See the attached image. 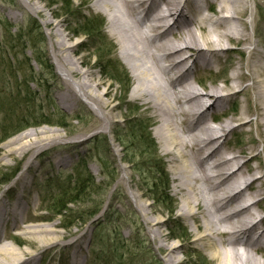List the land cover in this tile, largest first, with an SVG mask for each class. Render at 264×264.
<instances>
[{
    "label": "rangeland",
    "instance_id": "374dc122",
    "mask_svg": "<svg viewBox=\"0 0 264 264\" xmlns=\"http://www.w3.org/2000/svg\"><path fill=\"white\" fill-rule=\"evenodd\" d=\"M72 1L76 6H79L87 0ZM87 6L86 11L81 15L82 18L78 16L80 19L65 17L55 19V16L64 13L61 0H0L2 23L14 26L15 30L23 28L25 34L31 33L32 38L43 49L44 55L51 61L50 65L54 69V72H51L47 66L42 72L37 66H33L37 70L38 76H35V81L32 82L30 69L27 66V60L30 61L33 58L32 52L25 49L17 53L4 54L3 46L5 44L0 45V56L3 57L0 64H5L0 65V195L3 196V202L6 205L15 204L14 201L22 202L25 218L33 220L28 223L29 226L48 228L53 234H49L47 237L55 238L60 243L57 247H53L54 243L50 242L47 248H40L39 245L33 248L31 247L32 238L20 236L18 231L10 228L8 231L12 237L9 241H5L6 244H11L20 251L31 252L36 255V261L41 264H71L70 257L75 255L77 250H80V253L86 258L85 263L81 261L80 264H108V261L110 264H166L165 252L159 249V244L154 239V233L145 225L143 213L147 208L152 220L161 219L164 221L161 227L162 232L169 246L179 248L177 257L181 261L180 264H218V259L210 257V252H214L219 245V239L214 240L216 244L214 248H212L213 246L204 247L196 241L201 233L193 219H185L180 216L182 195L174 194L179 163H176L173 156L169 154L167 144L162 142L159 136H155L156 110L146 109L144 100H133L132 88L136 85L137 80L134 79L131 72L129 75L132 79V86L127 103L132 109L136 106L141 109L136 118L138 123L142 122L144 125L149 123L151 126L149 132L155 139L154 142H157L158 153L166 165V174L170 184L169 198L164 195L165 179L156 178L154 165L149 162V153L144 152V149L139 146H134L126 155L122 147L116 143L114 131L119 127L123 128V120L127 119L130 113L125 111L122 107L123 103L118 101L122 97L118 85L107 80L98 68L99 63H95V60L92 59L94 50L91 47L81 48L86 43L85 39L75 36V34L80 31L78 26L83 19L97 14L106 19L105 34L115 43V57L126 69L127 67L121 58L120 49L122 47L118 38L109 36V16L97 11L95 0H88ZM247 9L243 20L246 26V35L251 44L238 41L227 43L224 47L225 50H231L221 53L222 57L216 66L203 68L197 65L192 67L194 74L190 83L203 94H207L208 90L216 87L225 89L230 86L234 88L238 81L234 85L228 80L237 73L249 75L252 63H254V68L256 64L258 72L264 73V0H248ZM208 16L212 19L216 17L215 15ZM4 35L5 31L0 23L1 42ZM57 42L64 44L65 49L57 51L56 46L54 48ZM247 48L253 49L257 55L251 58ZM8 62L17 65L20 72H14L13 76H10L6 71ZM243 64L245 68H241ZM63 65L72 68L77 74L70 75L63 69ZM188 66L191 67V63ZM127 70L129 71V69ZM40 73L43 75L42 81L39 80ZM261 79H264V76ZM224 82H227L226 85ZM13 83L21 84L23 95L25 91H28L36 99V104H40L43 114L46 115L41 122L42 125L26 128L16 134L9 128V118L13 108L5 106L7 101L2 103L5 98L2 93L3 86L15 90L12 86ZM252 83V80L241 81L239 88H248L246 93L232 97L226 108L215 112L208 111L206 114L208 124L212 128H218L220 125L230 122L226 139L232 153L227 155V158L237 155L239 161L235 165L246 163L252 154L259 155V160L250 162L249 167L253 170L257 165H260L261 170L253 172L250 179L264 176V143H261L260 137L264 128L257 124L258 97ZM226 92L223 91L222 94L224 95ZM93 96H99L101 99L96 100ZM207 102L204 101L203 105H206ZM104 103L108 105L105 109ZM246 111L249 114H246ZM85 112L90 113V116L83 117L86 115ZM220 114H224L227 118L221 124L214 126L211 116L215 117ZM65 115L67 119L60 120V116ZM79 116H81L79 121L73 120ZM240 116H243L245 120H253L251 126L237 128L234 118ZM47 122L50 124L43 125ZM58 124L64 125L65 128ZM5 127L8 136L2 135L1 130ZM27 133L30 136L26 140L16 144L11 143L20 135ZM4 136L5 138H3ZM95 138L99 140V143L94 141ZM104 139H107V144ZM224 141L225 137L216 144L219 145ZM242 149L250 151L246 155L239 156ZM9 151H12L11 155H9ZM101 158L105 159L103 167L107 171L103 170L100 164ZM126 158L133 159L138 164L135 172L131 171L130 165L126 163ZM81 160H85L88 165L78 174L87 177L89 172L95 177L96 186L91 191L89 201L82 197L71 206L70 210H74L73 212L70 211L63 216L55 217L56 210L51 212L46 205L58 196L59 189L63 184L61 182L62 174L75 175L77 168L81 166L78 165ZM26 164H30L27 173L24 170ZM16 171L18 175L16 174L13 182L6 186L7 178L13 177ZM23 172L29 180L28 185L23 188L18 183L12 187L15 179ZM51 176H55V178L48 180ZM100 187L103 192H100ZM258 199L259 197L255 196L252 202L254 203ZM155 200H159V203H154ZM172 206L175 208L174 217L169 216ZM95 207L102 208L103 212L101 211L100 214L92 218V214L96 211ZM99 208L97 209L100 210ZM82 210L88 212L86 216H82L83 218L74 223L72 220H68L73 213ZM257 212L254 222H261V226L264 227V209ZM179 221L188 229L190 240L185 239L181 242L174 239V236L181 238L183 235L182 230L177 227ZM96 223L99 224L95 226ZM94 227L97 231L96 235ZM86 229L90 231L89 244L82 243V247H80L79 240ZM170 229L175 230L173 237L169 232ZM93 235L97 238L93 239ZM123 240L131 242L132 247H136L138 243L142 244L140 262L135 261V256L131 261L130 258L128 260L126 257L120 259V255H114V249ZM147 248L152 251L149 255ZM79 258L81 259V257ZM252 259L264 264V239L258 245L257 253L252 254Z\"/></svg>",
    "mask_w": 264,
    "mask_h": 264
},
{
    "label": "bare ground",
    "instance_id": "6f19581e",
    "mask_svg": "<svg viewBox=\"0 0 264 264\" xmlns=\"http://www.w3.org/2000/svg\"><path fill=\"white\" fill-rule=\"evenodd\" d=\"M203 2L206 10L216 16L214 19L202 11ZM95 6L98 12L109 16V36L118 38L121 58L137 80L132 88L133 100H144L146 109L156 110L155 136L167 144L169 154L179 163L174 194L182 195L180 216L192 218L201 233L196 241L214 248V240L219 239V245L210 252V257L218 259V264H261L252 259V254L257 253L261 243L253 233L262 224L255 223L254 218L257 211L264 209V176L250 179L261 167L257 165L253 170L249 167L250 162L259 160V155H250L246 163L232 169L239 157L227 158L232 153L226 139L230 122L214 129L208 124L206 114L226 108L232 97L248 91V88H239V83L252 80L258 97L257 124L264 128V79H261L264 73L258 72L256 64L254 68L252 63L249 75L237 73L228 80L233 84L238 81L234 88H211L207 94L190 83L194 74L192 67L216 66L221 53L226 52L227 43L251 44L243 20L248 0H196L195 3L190 0H95ZM186 7L191 16L184 12ZM55 46L57 51L65 49L59 42ZM247 49L251 58L257 55L253 49ZM63 69L70 75L77 74L70 67L63 65ZM223 91H227L226 94L223 95ZM93 98L101 99L99 96ZM204 101L211 102L203 105ZM103 107L108 105L104 103ZM234 120L237 128L253 123L243 116ZM211 121L216 122V118L211 116ZM28 136V133L22 134L11 143L22 142ZM224 137L225 141L217 145ZM260 137L263 144L264 130ZM249 151L242 149L239 156ZM29 167L30 164L25 165L26 173ZM25 172L15 179L12 187L18 183L23 188L28 185ZM243 181L245 187L240 189L238 184ZM255 196L259 197L258 201L247 204L248 199ZM14 202L6 205L0 195V264H41L31 252L6 244L5 241L12 237L8 230L11 228L20 236L32 238L33 248L37 245L47 248L50 242L57 247L60 243L47 237L53 234L48 228L29 226L32 218H25L22 202ZM149 216L145 208V225L154 233L159 249L165 252L166 264H180L179 248L169 246L162 232L164 221H154ZM89 235L86 229L79 240L80 247L82 243L89 244ZM147 250L148 255L152 253L150 248ZM80 252L77 250L70 257L71 264L85 263L86 258ZM137 261L140 262V257Z\"/></svg>",
    "mask_w": 264,
    "mask_h": 264
},
{
    "label": "trees",
    "instance_id": "16d2710c",
    "mask_svg": "<svg viewBox=\"0 0 264 264\" xmlns=\"http://www.w3.org/2000/svg\"><path fill=\"white\" fill-rule=\"evenodd\" d=\"M62 1V7L64 9V13L62 15L55 16L56 19H80L81 14L83 13V9L85 7H81V9H78L73 4L72 0H61ZM79 16V17H78ZM82 18V17H81ZM1 25H3V30L5 31L4 38L0 45L5 44L3 46V53L9 54V53H17L20 50L29 49L32 54L33 58L29 61L27 60L28 67L30 69V73L32 76V82L35 81V76H38L36 73V70L33 68L32 63L35 62L40 69V71L43 72L45 68H48L53 72V67L50 65V61L47 56L44 55L43 49L38 46V42L35 41L32 38V34H25L24 29H16L14 26H7L4 23H2L0 19ZM104 25L105 21L102 17L99 16H91L90 18H85L80 23L78 28H80V31L77 32L76 36H84L87 39V42H89V48L91 47L94 49V59L99 63L98 68L102 71L103 75L107 77V79L114 81L117 85H119L120 90L122 91V97L119 100L121 103H123V108L126 109L130 113V115L127 117V119L124 120L125 126L122 129L121 127L117 128L115 133V139L118 144L121 145L123 150L125 151V154H128V151L130 148L134 146H139L144 149V152L149 153L150 160L149 162L153 164L154 174L156 178H164L165 179V191L164 195H166V198H169L168 196V190L170 188L168 175L166 174V166L163 163L162 159L160 158V155L158 153V147L157 143L154 142V139L152 137L150 130V124L144 125L142 122H137L136 118L138 117V114L140 112L139 107L131 108V106L127 103V95L129 93V89L131 87V79H129L128 72L126 69L123 68L121 63H119L117 60L113 58L114 56V46L113 43L109 41V38H107L104 35ZM35 31V30H33ZM41 44V42H39ZM3 57L0 56V61H2ZM5 65V64H0ZM6 71L10 76H13V73L20 72V69L17 67V65H14V63L8 62L6 65ZM41 76V77H40ZM39 80H43L42 73L39 74ZM17 90L16 92L12 89H8L5 85L2 88V93L4 94L5 98L3 99L2 103L7 101V104L5 106H12V114L9 118L10 125L9 128L12 131H15V134L19 131L26 130V128L29 127H37L42 125L41 122L45 119L46 115L43 114V108H41L40 104H36V99L30 95L28 91H25L24 95L20 91V89H23L22 85L19 83L13 84ZM15 102V103H14ZM14 103V104H13ZM41 103V102H40ZM90 114L84 115L83 117H89ZM65 116H60V120H65ZM81 119V116L74 118V120L79 121ZM7 120V119H6ZM8 122V121H7ZM50 123H44L43 125H48ZM60 127L65 128L64 125L58 124ZM123 133V131H126ZM3 135H9L7 134V128L5 127L3 130ZM20 133V132H19ZM5 138V136L3 137ZM96 143H99V140L97 138L94 139ZM104 142L107 144V139H104ZM100 164L103 168V170L107 171L105 167H103L105 163V159L101 158ZM126 162L128 165H131L132 171H136V168L138 166L137 163L134 162L133 159H127ZM85 163L79 166L76 170L75 175H68L67 177H62L63 182L62 187L58 194V196L52 201L48 202L46 207H49V211L52 212V210H56L55 217L63 216L65 213L73 212L74 210H70L71 206L73 204H76L77 201L81 200L83 197L84 199L89 201V198L91 196V191H93V188L96 186L95 177L92 176L88 172V176H81L78 174L82 169H86ZM16 174V172L14 173ZM12 178H7V182L10 181ZM60 180V179H59ZM115 179L113 180L114 183ZM154 185V184H153ZM155 186V185H154ZM101 188V187H100ZM103 189L101 188L100 192ZM103 192V191H102ZM70 198V199H67ZM155 203H159V200H155ZM162 202V201H161ZM51 203V204H50ZM103 207V205H102ZM96 211L92 214V218L95 217V215L100 214L102 211V208L95 207ZM99 208L100 210H98ZM172 209L170 210V214L172 215L175 208L172 206ZM86 210L79 211L77 213H73L72 216L68 220H72L73 223L83 218L82 216L87 215ZM52 217V215H51ZM49 217V218H51ZM67 216H65L66 218ZM68 218V217H67ZM177 227L179 230H182V237H176L174 239H184L188 237L187 229L183 227L182 224L178 223ZM173 229H171L172 235H174ZM97 231L95 230V235ZM96 237V236H95ZM173 237V236H172ZM97 238V237H96ZM189 238V237H188ZM132 243L128 242L127 240H123L122 243L114 249V255L118 256L120 255L121 258H127V260L130 258L131 261L133 259V256L136 258L140 257L141 255L139 250H141L142 244L138 243L136 247L131 246ZM127 251L124 253L123 251ZM108 264L110 262L108 261Z\"/></svg>",
    "mask_w": 264,
    "mask_h": 264
}]
</instances>
